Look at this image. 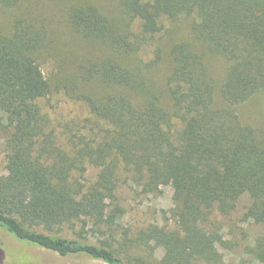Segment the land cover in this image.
Masks as SVG:
<instances>
[{
	"label": "trees",
	"instance_id": "obj_1",
	"mask_svg": "<svg viewBox=\"0 0 264 264\" xmlns=\"http://www.w3.org/2000/svg\"><path fill=\"white\" fill-rule=\"evenodd\" d=\"M39 1L0 0V232L104 264H224L238 243L212 218L246 196L239 222L264 227V110L243 115L264 96V0H45L86 49L48 77ZM62 96L78 115L54 116ZM163 187L161 223L123 224ZM245 253L264 264V235ZM28 262L1 243L0 264Z\"/></svg>",
	"mask_w": 264,
	"mask_h": 264
},
{
	"label": "rangeland",
	"instance_id": "obj_2",
	"mask_svg": "<svg viewBox=\"0 0 264 264\" xmlns=\"http://www.w3.org/2000/svg\"><path fill=\"white\" fill-rule=\"evenodd\" d=\"M94 2H96V0H94ZM97 3L104 5L103 2ZM45 5L49 8L44 7ZM33 8L46 17L48 21V26L53 33L54 53L53 55H50L51 57L47 58L44 62L41 63V69L44 75H47L48 77L51 73L58 74V70H60L56 68V63L54 59L58 57H66L73 59L74 57L79 55V52L82 50V48L84 51H86V49L83 45L75 42V40L72 39L73 31L71 29H68L65 24L61 23L60 21L59 23L57 22L56 19L59 18L61 14L54 6L48 5L45 0H40L37 5ZM167 41L168 39H165L161 42L163 51H165L167 48ZM92 54H97V51L94 50V48ZM135 63V60L131 61L132 65H134ZM69 65L70 64H66L65 66L68 67ZM222 66L220 64V67ZM161 83L162 80L161 78H159L158 84L161 85ZM63 98L64 100L59 103L58 107L56 108V113H54V116L56 118L63 119L68 118L72 115H78L77 112L79 106L74 105L72 102L65 103V100L69 99L67 97ZM252 104L253 103H251L252 108L247 107V109L244 110L243 115L246 119H248L250 115L254 116V114L260 113L261 111L263 112L264 96L260 97V99L256 100L253 105ZM2 144V136H0V175L4 174V151ZM96 172V169L89 167L86 175L88 176V178H90L93 177ZM128 199L129 201H131L130 205L132 206L133 210H131L130 213L125 216L123 220V224L125 226L132 224L131 221H134L133 218L138 219L140 222H143L148 218L150 221L151 219L156 218V220H160L159 223H161V214H157V211H167L172 206L171 189L169 187H163L161 194L157 197L146 196L140 197L139 199L134 198L133 195L129 196ZM248 204L249 200L246 196H244L238 201L237 209L232 214L231 218H212L213 220L218 221V223L225 225L222 232L226 241H230L231 243H238V246L233 248L232 250H225L219 247V252L223 255L224 264H242L243 262H250L251 259L246 255L245 249L247 247L252 246L254 241L259 236L264 235V227L255 225L251 222L245 224L239 222L238 218L240 217V215ZM131 206H129L130 209ZM134 208L137 210L136 212ZM168 223L170 225L171 221H168ZM1 243L5 245L7 249H16L18 251H22L23 254L27 255L28 258L31 259V262H28L26 264H104L102 262L86 258H63L59 257L55 253L37 247L21 246L15 241L8 239L3 233L0 232V245ZM161 254L162 250L157 249L155 258L159 259L161 257Z\"/></svg>",
	"mask_w": 264,
	"mask_h": 264
}]
</instances>
